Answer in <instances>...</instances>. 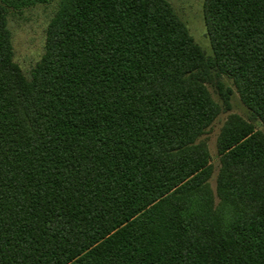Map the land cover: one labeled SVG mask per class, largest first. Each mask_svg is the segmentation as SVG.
I'll use <instances>...</instances> for the list:
<instances>
[{"label":"trees","instance_id":"1","mask_svg":"<svg viewBox=\"0 0 264 264\" xmlns=\"http://www.w3.org/2000/svg\"><path fill=\"white\" fill-rule=\"evenodd\" d=\"M0 0V264H264V0H57L23 73ZM216 90L222 105L212 98ZM215 195L217 201L215 200Z\"/></svg>","mask_w":264,"mask_h":264},{"label":"rangeland","instance_id":"2","mask_svg":"<svg viewBox=\"0 0 264 264\" xmlns=\"http://www.w3.org/2000/svg\"><path fill=\"white\" fill-rule=\"evenodd\" d=\"M175 13L183 21L194 41L201 47L206 55H212V49L203 20V0H167ZM57 7V0L49 3H40L23 8L19 11H10L7 15L8 28L11 32L13 47V59L19 65L23 73L28 75L31 67L40 59L44 52L45 30L47 24ZM224 84L232 89L229 97V109L221 110L206 133L200 139L204 140L210 155L212 173L209 183L215 192L216 175L220 166L216 140L220 129L231 113L253 123L255 129L264 133V123L253 118L248 108L241 102L232 81L225 75L222 76ZM212 98L222 105L216 90L208 85ZM215 200L217 197L215 195Z\"/></svg>","mask_w":264,"mask_h":264}]
</instances>
